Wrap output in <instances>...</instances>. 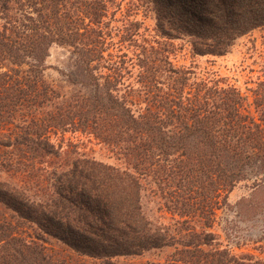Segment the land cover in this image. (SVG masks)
Segmentation results:
<instances>
[{
    "label": "trees",
    "instance_id": "16d2710c",
    "mask_svg": "<svg viewBox=\"0 0 264 264\" xmlns=\"http://www.w3.org/2000/svg\"><path fill=\"white\" fill-rule=\"evenodd\" d=\"M145 1L165 41L163 50L141 47L138 82L149 95L146 107L135 111L117 94L120 75L100 72L112 0H0V146L10 155L0 168L30 179L22 185L0 180V201L104 262L181 242L143 214L142 176L156 181L171 212L205 221L250 173L260 176L256 189L264 185V82L253 117L244 113L245 98L236 89L191 80L189 69L168 62L176 40L187 43L193 57L227 54L238 38L264 28V0ZM53 46L70 53L61 86L45 77ZM68 131L93 135L125 168L84 155L56 165L62 147L50 135ZM32 186L43 196L29 193ZM210 236L185 233V249L172 264H230L226 252L200 249ZM18 242L0 236V264L48 263Z\"/></svg>",
    "mask_w": 264,
    "mask_h": 264
},
{
    "label": "rangeland",
    "instance_id": "374dc122",
    "mask_svg": "<svg viewBox=\"0 0 264 264\" xmlns=\"http://www.w3.org/2000/svg\"><path fill=\"white\" fill-rule=\"evenodd\" d=\"M109 15L105 22L108 27L104 35V58L100 72L120 75L117 86L118 96L125 99L132 110L142 111L148 104L149 94L140 86V69L137 57L141 47L162 49L165 41L156 29L153 11L146 6L145 0H112ZM135 24V26H134ZM129 31H134L130 38ZM168 62L175 68L190 70L191 80H213L219 86L232 87L244 98L243 111L257 117L254 100L258 85L264 82V28H257L238 38L229 52L222 56H191L189 45L182 40L173 41L169 47ZM67 49L53 46L46 64L45 77L57 85H63L60 71H66ZM164 54V52H163ZM163 56H160V58ZM167 61V59H166ZM123 62V64H122ZM167 66V65H166ZM108 69H111L110 71ZM115 69V70H114ZM5 131H0V137ZM51 140L60 149L61 154L54 159L56 165H65L66 157L84 155L107 164L125 168L123 160L107 145L89 133L67 132L63 136L56 132L50 135ZM8 149L0 146V162L7 161ZM67 152L68 155H65ZM70 153V154H69ZM6 160V161H5ZM54 167V164L49 165ZM29 177L25 173L8 171L0 168V180L22 185ZM252 173L239 182L228 194L226 202L221 204L209 221L198 215L179 217L169 210L160 187L151 176H142L141 208L143 214L153 226L167 227L180 239V244L150 249L136 256H120L104 262L83 255L60 239L47 233L34 221L25 220L0 201V236L14 237L16 246L25 249L26 254L44 257L47 264H172L180 257V250L185 249L187 242L183 238L188 231L209 233L208 242L200 249L210 253H225L230 257V264H264V185L257 187ZM30 180V179H29ZM30 183V181H29ZM164 184L161 185L163 187ZM29 193L35 192V198L43 196L42 191L32 186ZM45 196V194H44ZM251 200L254 204L248 203ZM243 202V203H242ZM199 242L202 243V240ZM222 256V255H218Z\"/></svg>",
    "mask_w": 264,
    "mask_h": 264
}]
</instances>
